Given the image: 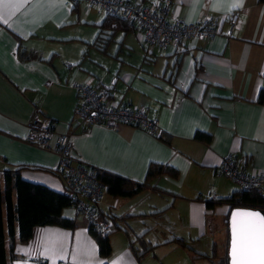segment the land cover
Masks as SVG:
<instances>
[{"label": "crops", "instance_id": "1", "mask_svg": "<svg viewBox=\"0 0 264 264\" xmlns=\"http://www.w3.org/2000/svg\"><path fill=\"white\" fill-rule=\"evenodd\" d=\"M171 8L185 23L236 12L238 27L229 37L225 27L212 40L144 47L132 26L110 28L102 10L80 1L0 0V170L24 166L22 180L62 194L58 157L25 141L37 110L56 133L69 134L73 156L95 171L138 183L150 164L177 172L152 179L133 198L104 196L98 209L117 224L107 259L99 256L86 220L70 208L63 216L74 220L73 229L34 226L26 243L13 246V256L5 252L6 264H167V249L181 248L175 240L191 247L184 249L195 253L191 259L209 261L196 255L211 254L206 241L218 256L229 207L208 209L204 201L240 191L218 173L221 159L231 154L243 171H264V104L256 102L264 88V4L171 0ZM83 83L144 110L157 119L161 135L130 125L78 126L73 86ZM130 242L137 254L145 252L140 260Z\"/></svg>", "mask_w": 264, "mask_h": 264}, {"label": "built area", "instance_id": "2", "mask_svg": "<svg viewBox=\"0 0 264 264\" xmlns=\"http://www.w3.org/2000/svg\"><path fill=\"white\" fill-rule=\"evenodd\" d=\"M79 1L87 9L98 8L106 16L130 24L144 47L166 48L194 38L212 40L220 36L225 27V35L229 37L238 27L236 12L226 18L204 14L198 22L185 23L175 16L171 0H156L149 6L129 0H71L72 3ZM73 88L78 94L73 118L78 126L114 129L118 125H130L154 137L161 135L157 119L149 118L142 109L115 103L108 89L96 88L90 83L76 84ZM25 141L58 157L56 171L63 182L62 194L70 200L75 214L86 220L88 228L102 235L111 232L113 222L100 217L97 211L106 188L94 169L73 156L69 134L56 133L55 123L34 110L27 124ZM218 173L238 185L240 190L255 191L264 201V171L247 173L239 167L234 156L228 154L221 159Z\"/></svg>", "mask_w": 264, "mask_h": 264}, {"label": "trees", "instance_id": "3", "mask_svg": "<svg viewBox=\"0 0 264 264\" xmlns=\"http://www.w3.org/2000/svg\"><path fill=\"white\" fill-rule=\"evenodd\" d=\"M258 3L264 4V0H257ZM106 24L111 28L112 24L115 28L131 27L124 21L118 18L106 16ZM103 24L101 27H104ZM264 77V74H263ZM256 102L264 104V88L260 89ZM206 138L197 133L196 138ZM24 166L14 169L0 170V264L6 263L5 252L8 251L12 255L13 246L17 243H26L34 226H59L62 228L73 229L75 223L73 219H68L63 216L66 209H72V204L69 199L61 193L54 192L45 186L32 184L20 178V171ZM56 173V171H54ZM162 175H170L176 177L177 172L167 166L150 164L148 166L145 179L142 183L130 181L124 177L111 174L104 171H96L98 180L105 186L106 194L112 198H133L142 193L148 186L147 183L154 178ZM69 201V202H68ZM208 209H213L217 206L227 205L229 212L235 208H250L264 210V201L253 190H240L233 193L228 198L211 199L204 201ZM100 217H103L98 209ZM229 214V213H228ZM227 219H225L226 232V249L223 256H217L214 249L210 255L196 254L198 258L208 259L210 264H228L227 247H228V229ZM116 218H112L113 230L108 234L102 235L88 228L89 233L94 238L100 257L107 259L111 254V247L108 237L114 233L117 228L115 223ZM141 238H138L139 241ZM135 242H130L129 247L136 255L137 260H140L145 254H137L133 248ZM183 249H190L185 242L175 240ZM153 247H148L152 249Z\"/></svg>", "mask_w": 264, "mask_h": 264}, {"label": "water", "instance_id": "4", "mask_svg": "<svg viewBox=\"0 0 264 264\" xmlns=\"http://www.w3.org/2000/svg\"><path fill=\"white\" fill-rule=\"evenodd\" d=\"M245 213H256L259 217H264V210L250 208H235L228 214V264H259L258 256L252 258L247 253L249 237L256 234L258 238L259 227L255 217L244 215ZM235 230V234H234ZM234 239L237 242V254L234 256Z\"/></svg>", "mask_w": 264, "mask_h": 264}, {"label": "rangeland", "instance_id": "5", "mask_svg": "<svg viewBox=\"0 0 264 264\" xmlns=\"http://www.w3.org/2000/svg\"><path fill=\"white\" fill-rule=\"evenodd\" d=\"M225 230L226 228L224 227V233L226 235ZM206 245L209 247V251H207L206 253L207 254L211 253L210 247L212 245V242L206 241L205 246ZM201 249H204L203 246L200 247L199 251H206V248L205 250H201ZM225 249H226V241L225 243H219V242L217 243L218 256H221V255L223 256L225 254ZM166 255H167V259L165 260V262L167 264H210L209 261H205L203 259H191L195 256V253L193 251H189V250L186 251L176 246L173 248L167 249Z\"/></svg>", "mask_w": 264, "mask_h": 264}, {"label": "snow or ice", "instance_id": "6", "mask_svg": "<svg viewBox=\"0 0 264 264\" xmlns=\"http://www.w3.org/2000/svg\"><path fill=\"white\" fill-rule=\"evenodd\" d=\"M244 215H248L251 217H255L258 221L259 234L258 238L256 234H252L249 237V242L247 245V253L250 257L255 258L258 256L259 264H264V217H259L256 213H245ZM235 234V230H234ZM234 256L237 254V242L234 239Z\"/></svg>", "mask_w": 264, "mask_h": 264}, {"label": "bare ground", "instance_id": "7", "mask_svg": "<svg viewBox=\"0 0 264 264\" xmlns=\"http://www.w3.org/2000/svg\"><path fill=\"white\" fill-rule=\"evenodd\" d=\"M69 201H70V200H69ZM69 201H68V202H69ZM136 238H137V237H136ZM11 252H12V251H11ZM6 253H7V252H6ZM8 253H9V252H8ZM11 256H13V255H11ZM6 259H7V258H6ZM8 260H9V259H8ZM5 264H6V263H5Z\"/></svg>", "mask_w": 264, "mask_h": 264}]
</instances>
